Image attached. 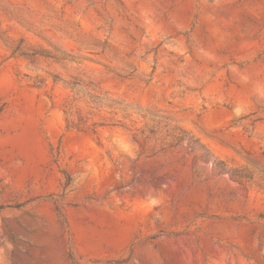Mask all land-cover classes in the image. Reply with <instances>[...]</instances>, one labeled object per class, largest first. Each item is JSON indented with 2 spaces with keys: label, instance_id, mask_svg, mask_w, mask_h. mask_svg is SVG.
Returning a JSON list of instances; mask_svg holds the SVG:
<instances>
[{
  "label": "rangeland",
  "instance_id": "obj_1",
  "mask_svg": "<svg viewBox=\"0 0 264 264\" xmlns=\"http://www.w3.org/2000/svg\"><path fill=\"white\" fill-rule=\"evenodd\" d=\"M0 264H264V0H0Z\"/></svg>",
  "mask_w": 264,
  "mask_h": 264
}]
</instances>
